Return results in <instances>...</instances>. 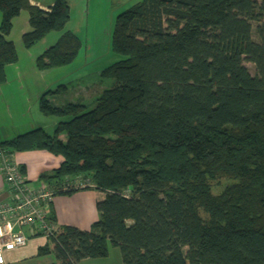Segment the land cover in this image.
<instances>
[{
	"label": "trees",
	"instance_id": "16d2710c",
	"mask_svg": "<svg viewBox=\"0 0 264 264\" xmlns=\"http://www.w3.org/2000/svg\"><path fill=\"white\" fill-rule=\"evenodd\" d=\"M23 9L27 49L71 18L69 0L49 10L0 0V84L18 59L6 36ZM81 44L66 31L36 65L69 64ZM111 50L124 58L102 70L113 84L93 107L53 105L60 85L38 102L62 118L52 133L38 126L0 140V150L63 158L38 179L55 196L105 193L89 230L60 226L38 255L80 264L107 256L110 243L124 264H264V0H141L117 14Z\"/></svg>",
	"mask_w": 264,
	"mask_h": 264
},
{
	"label": "crops",
	"instance_id": "0c3cea01",
	"mask_svg": "<svg viewBox=\"0 0 264 264\" xmlns=\"http://www.w3.org/2000/svg\"><path fill=\"white\" fill-rule=\"evenodd\" d=\"M54 1L30 0V4L43 10H49ZM69 5L71 18L66 26L60 31L51 32L36 46L29 49L25 48L22 43V35L31 30L28 11L23 9L13 19L12 30L6 38L14 42L18 59L15 63L6 66L7 78L5 82L0 84V140L13 138L20 133L41 126V122L45 121L46 118L53 117H44L39 109L40 96L45 92V89L46 91L50 90L45 87V82L41 81L45 72L39 70L36 65V58L40 53L53 45L66 31H71L80 38L81 46L85 48L83 53L85 59L96 56L93 49L101 45L104 32L103 38L107 40V29L105 28L108 12L107 0H69ZM101 11L103 15L100 17ZM80 53L79 51L77 57L81 55ZM20 82L26 84L23 86V90L26 92L24 98L20 97L22 90L16 89ZM50 100L53 105H57L54 95L50 97ZM53 121L55 128L58 122ZM61 138L64 139V135H61ZM30 153L32 156H29ZM30 157L38 158L39 161L34 162ZM13 159L20 168H23V174L32 183L38 181L42 172L58 168L63 160L61 156L54 155L47 150L14 152ZM104 198L105 193L94 188L78 189L71 194H57L52 203L55 226L70 225L81 230H89L91 225L99 219L96 204ZM8 200L9 195L0 173V201ZM23 231L29 237L27 243L6 250L4 252L5 264L56 263L53 253L38 255L39 248L47 244V237L32 234L29 227H24Z\"/></svg>",
	"mask_w": 264,
	"mask_h": 264
},
{
	"label": "rangeland",
	"instance_id": "374dc122",
	"mask_svg": "<svg viewBox=\"0 0 264 264\" xmlns=\"http://www.w3.org/2000/svg\"><path fill=\"white\" fill-rule=\"evenodd\" d=\"M138 1L140 0H107L108 12L107 22L105 23V28L107 29V40L103 38V36L105 35L104 32L101 45L93 49V51L96 52L97 57L95 56L92 58L90 57L89 59H85L83 57L85 48L81 46V55L69 64L45 69H39L37 67L39 70H43L45 72V76L41 77L43 78V80L41 81L45 82L46 88L56 90L60 85L65 86L66 89L59 88L58 93L54 94L55 103H57V105L63 104L65 102L79 101L86 104L87 108L90 109L95 105L94 100L101 93V91L104 88L112 86L113 80L103 77L101 72L104 68L124 58V56L116 54L111 50V38L115 24V18L117 14L126 10ZM101 7H104V5H101ZM102 15L103 12L101 11L100 17ZM256 26L257 24L253 22V38L258 41V36L255 32ZM244 64L252 75L256 74L254 64L249 61H245ZM24 85L26 86V84L20 82L16 87L18 91L22 90L20 93V97L23 98L25 97L26 93L23 90ZM44 117L47 116L44 115ZM61 119L62 118L56 116L48 117L45 121L41 122V126L43 125L42 127H44L48 132L52 133L55 125L53 124V120H55L57 123ZM31 154L32 153H30L29 156H32ZM30 158H32L31 160L34 162L39 161L38 158ZM80 182L81 185L91 183L89 179H81ZM214 192L216 191L214 190ZM80 264H124V262L119 247L113 246L109 243V252L107 256L86 258L83 259Z\"/></svg>",
	"mask_w": 264,
	"mask_h": 264
},
{
	"label": "built area",
	"instance_id": "2783aa9c",
	"mask_svg": "<svg viewBox=\"0 0 264 264\" xmlns=\"http://www.w3.org/2000/svg\"><path fill=\"white\" fill-rule=\"evenodd\" d=\"M0 173L9 195L0 201V264H5L4 252L23 246L29 237L23 231L52 237L58 230L51 219L53 189L45 182H30L13 159V153L0 150ZM79 180L75 185H81Z\"/></svg>",
	"mask_w": 264,
	"mask_h": 264
}]
</instances>
